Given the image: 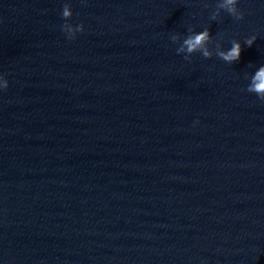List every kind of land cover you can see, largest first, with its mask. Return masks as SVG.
I'll return each instance as SVG.
<instances>
[{
    "label": "water",
    "instance_id": "obj_1",
    "mask_svg": "<svg viewBox=\"0 0 264 264\" xmlns=\"http://www.w3.org/2000/svg\"><path fill=\"white\" fill-rule=\"evenodd\" d=\"M217 3L0 0V264H264V0Z\"/></svg>",
    "mask_w": 264,
    "mask_h": 264
},
{
    "label": "clouds",
    "instance_id": "obj_2",
    "mask_svg": "<svg viewBox=\"0 0 264 264\" xmlns=\"http://www.w3.org/2000/svg\"><path fill=\"white\" fill-rule=\"evenodd\" d=\"M237 3L238 0H218L215 7L216 10L211 13V19L216 20L221 10L226 11L237 20L243 19L244 13L237 8ZM71 15V8L69 4L65 3L62 9V17L65 19V23L61 26V28L62 31L66 33L68 39L75 38V34L77 32L83 31V24H77L73 27V25L68 22V18ZM177 38L178 36L176 34L171 36V40L173 42H175ZM256 39L257 37L252 35L246 38L245 44L247 46H251ZM211 40L212 36L210 35L209 28L207 27L198 32L192 31L191 34L184 38L182 44L176 49V52L178 54L184 53L185 59H189L191 54L195 52H199L203 57L209 58L213 55L212 51L208 47ZM241 50L240 42L233 39L231 41L230 48L227 50L220 49L216 52V55L225 62L232 63L239 60ZM7 84L8 81L0 75V88H6ZM247 91L255 93L261 101H264V64L260 65L255 74L251 77V81L247 86Z\"/></svg>",
    "mask_w": 264,
    "mask_h": 264
}]
</instances>
